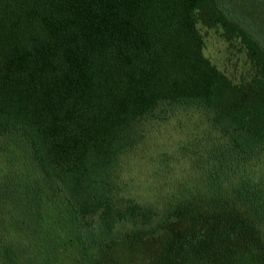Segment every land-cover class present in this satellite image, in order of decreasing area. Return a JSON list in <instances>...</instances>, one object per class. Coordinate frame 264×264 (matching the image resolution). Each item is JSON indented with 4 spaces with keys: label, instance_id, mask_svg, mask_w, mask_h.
Returning a JSON list of instances; mask_svg holds the SVG:
<instances>
[{
    "label": "trees",
    "instance_id": "1",
    "mask_svg": "<svg viewBox=\"0 0 264 264\" xmlns=\"http://www.w3.org/2000/svg\"><path fill=\"white\" fill-rule=\"evenodd\" d=\"M198 24L239 41L250 80ZM179 110L216 141L197 178L138 200L125 161ZM144 241L146 261L111 264H264V46L218 0H0V264H110Z\"/></svg>",
    "mask_w": 264,
    "mask_h": 264
},
{
    "label": "rangeland",
    "instance_id": "2",
    "mask_svg": "<svg viewBox=\"0 0 264 264\" xmlns=\"http://www.w3.org/2000/svg\"><path fill=\"white\" fill-rule=\"evenodd\" d=\"M218 2L231 20L243 26L264 46V0ZM197 29L203 38L204 55L218 70L235 84L250 80L254 73L238 40L227 43L220 28L207 29L198 24ZM216 137L204 118L194 110H179L165 122H151L144 127L143 142L125 161L122 181L138 200L144 201L149 196L166 198L180 187L177 185L181 179L197 178L201 170L198 165L203 164L205 153L212 149ZM204 206L212 207L208 203ZM127 245L113 246L110 242L113 247L105 262L111 264L133 257L141 263L151 255L149 241Z\"/></svg>",
    "mask_w": 264,
    "mask_h": 264
}]
</instances>
